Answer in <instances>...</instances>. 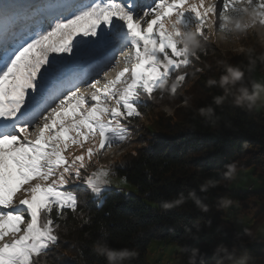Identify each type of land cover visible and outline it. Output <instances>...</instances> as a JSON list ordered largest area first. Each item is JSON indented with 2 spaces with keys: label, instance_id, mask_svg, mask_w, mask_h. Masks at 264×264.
Returning a JSON list of instances; mask_svg holds the SVG:
<instances>
[{
  "label": "snow or ice",
  "instance_id": "obj_1",
  "mask_svg": "<svg viewBox=\"0 0 264 264\" xmlns=\"http://www.w3.org/2000/svg\"><path fill=\"white\" fill-rule=\"evenodd\" d=\"M244 2L264 24V0H0V264H44L81 195L107 191L94 162L129 145L142 100L187 81L184 13L203 39Z\"/></svg>",
  "mask_w": 264,
  "mask_h": 264
},
{
  "label": "trees",
  "instance_id": "obj_2",
  "mask_svg": "<svg viewBox=\"0 0 264 264\" xmlns=\"http://www.w3.org/2000/svg\"><path fill=\"white\" fill-rule=\"evenodd\" d=\"M224 56L212 43H206L204 52L193 58L188 67L186 83L175 94L170 88L162 95L157 93L158 103L167 102L165 106H169L168 103L174 101V115L169 117L163 112L157 113L154 122L144 133L140 132L141 136L144 135L138 144L143 146L110 165L115 176L135 187L138 195L115 191L104 192L100 199L91 193L81 195L78 213L74 216L69 210L67 217L59 221L62 229L60 251L53 248L49 256L43 258L44 264H105L103 258L91 251V244L97 239H103L112 248H135L139 257L133 264H147V247L153 241L169 242L184 248V253L178 252L183 261L187 260L189 250L199 247L205 254L204 264H216L211 251L216 244L222 242L230 248L234 245L239 248V241H243L244 247L239 251H247L258 261L264 260V237H256L264 224V189L258 192H253L252 188L246 192L229 190L228 187L212 189L205 202L213 205V210L206 216L198 213L191 201L166 213L157 207L161 201L175 197L182 190L186 193L188 189H196L197 195L204 196L198 190L202 180L210 176L220 179L218 171L233 160L240 162L241 171L250 169L253 174L264 177V115L213 105L215 125L195 116L196 109L211 105L212 96L222 93L219 88L208 89L205 86L204 81L212 75L211 72L201 75L193 66L203 67L202 62L214 66L215 61ZM247 62L246 58L235 63L228 61L242 66ZM261 73L264 76V72ZM193 74L199 79L195 80L188 93L195 92L197 100L191 109H185L181 105L184 99H178L179 91L193 79ZM246 78L252 80L251 73L246 74ZM140 103L145 105L144 115L152 112V101L142 100ZM229 124L231 127H226ZM137 128V121L130 125L134 133L132 137L138 133ZM243 144L249 147L244 150ZM80 188L75 189L79 191ZM224 195L238 203H250V210H255L252 225L242 233H237L233 224L225 219L224 210L215 209V201ZM144 201L155 206L151 207ZM198 220L201 228L198 238L189 239L185 228L195 232ZM208 221L210 226L205 227ZM104 232L107 236H103ZM63 250L71 251L75 259L63 256Z\"/></svg>",
  "mask_w": 264,
  "mask_h": 264
},
{
  "label": "clouds",
  "instance_id": "obj_3",
  "mask_svg": "<svg viewBox=\"0 0 264 264\" xmlns=\"http://www.w3.org/2000/svg\"><path fill=\"white\" fill-rule=\"evenodd\" d=\"M257 11L255 8L249 7L247 2L237 5L234 12L222 13L218 21L216 18H209L207 24V34L201 39L197 35L196 26L188 31H182L179 37H176V42L183 48L188 50V55L197 58L199 53L204 52L206 43H215L223 52L226 48L231 49L235 54H243L247 59V65H232L227 59H219L215 61L213 66L210 63L202 62L203 67H195V71L204 75L211 72L204 81L208 89L219 88L220 95H213L211 105L201 107L195 110V116L210 120L215 125V110L217 108H238L241 111L249 114L260 113L264 115V79L249 80L246 74L254 73L259 67L261 72H264V24L258 22ZM169 26L175 21H169ZM218 24L217 28L213 25ZM251 40L252 43H248ZM256 45V46H254ZM259 54L257 55V52ZM216 73H219L217 76ZM198 76L193 74V79L188 82L186 87H191ZM176 87L175 83L161 85V91L166 92L169 88ZM183 95V92H181ZM184 105L187 108H192V97L185 96ZM231 127V125H226ZM242 149L246 150L249 146L243 144ZM99 161L94 162L93 168H98L102 165L103 157ZM92 171V169H89ZM199 171V170H198ZM241 172L240 162L233 160L223 165V168L218 171L220 179L214 177H206L198 186L200 193L204 196L197 195L196 189H188L187 192L179 191L175 197L161 201L157 207L161 212H169L174 209H180L188 201H191L195 210L202 216L210 214L213 210V205L206 203L207 193L212 189L219 187H228L235 181ZM114 181L110 176L106 183L112 184ZM238 202L231 197L224 195L220 196L215 201V209L217 211L227 210L237 206ZM85 223L88 221L85 220ZM210 221L205 223V227L210 226ZM201 231L200 221L195 225V232L190 228H185V235L189 239L198 238V233ZM251 235V233H249ZM107 236V232L103 233ZM244 247V242L239 241V248ZM239 248L234 245L231 248L224 243L216 244L212 249V256L216 264H264V260L258 261L247 251H239ZM57 250L60 251L59 246ZM92 253L103 258L105 264H133L139 257V252L135 248H112L103 239H97L91 244ZM182 254L186 250L178 248ZM62 255L75 259L71 251L63 250ZM205 254L201 252L199 247H193L188 251L187 260H177L173 264H204Z\"/></svg>",
  "mask_w": 264,
  "mask_h": 264
},
{
  "label": "rangeland",
  "instance_id": "obj_4",
  "mask_svg": "<svg viewBox=\"0 0 264 264\" xmlns=\"http://www.w3.org/2000/svg\"><path fill=\"white\" fill-rule=\"evenodd\" d=\"M192 2L196 3L198 0H192ZM215 3L218 7H222L223 0H215ZM257 3H259V0H257ZM218 21V17H217ZM198 21L195 19L194 14L191 12H185L182 18V23L180 25V28L182 31H188L189 29H192L196 26ZM218 30V25H217ZM207 32V29H205ZM248 43H252L251 40L248 41ZM213 46L216 47L221 53V55H225L223 59H227L228 61L231 60L235 63L236 60H242L245 56L243 54H235L232 52L231 49H225L223 52L221 51L220 47H217L215 43H212ZM256 46V45H254ZM259 53V51L257 52ZM194 67V66H193ZM193 69V68H191ZM252 80H261L264 79L263 74L257 70L254 73H251ZM179 88V87H178ZM190 87H184L179 91V97L178 99H185L186 93H188ZM191 91V90H190ZM181 92H183V95H181ZM188 96L192 97V105L197 100V95L195 92L191 91L188 93ZM177 99V101H179ZM184 101V100H183ZM154 105H152V112L144 115L143 119H137V125H138V133L135 134L134 137L131 138V141L127 147H123V151H120L119 149H112L107 157H103L101 162L107 163L108 165H111L112 163H115L119 161L123 156L126 154L140 148L143 146V144H138V141L143 139V135L141 136V133H144V131L147 129L149 125H151L154 122L155 116L159 112H163L166 114V116L172 117L174 115V110H176V106L174 105V101L168 103L169 106H165V102L158 103L156 101H152ZM183 108H187L184 105V102L181 104ZM191 109V108H190ZM141 132V133H140ZM113 183L109 184L107 186V191H115V192H121L127 195H138V191L135 187L131 186L127 182H123L121 178L112 175ZM74 188L83 187L81 185H73ZM252 188L253 192H258L264 189V177L261 175H255L253 174L252 170H244L241 171L238 175L237 179L231 183L230 186H228L229 190H241V191H248V188ZM106 192V191H105ZM94 197V196H93ZM96 198V197H94ZM100 199V198H98ZM147 205L154 207V204H150L146 201H144ZM245 207V208H244ZM225 211V219L230 221L234 228L236 229L237 233H242L245 229L249 228L253 221L252 216L255 213V210H250V203H238L237 206L231 207ZM256 237L263 238L264 237V224L259 228V230L256 233ZM9 239V238H6ZM177 245L173 243H165V242H158L153 241L151 242L147 247V253H146V263L147 264H173L174 261L182 260L178 255H175Z\"/></svg>",
  "mask_w": 264,
  "mask_h": 264
},
{
  "label": "crops",
  "instance_id": "obj_5",
  "mask_svg": "<svg viewBox=\"0 0 264 264\" xmlns=\"http://www.w3.org/2000/svg\"><path fill=\"white\" fill-rule=\"evenodd\" d=\"M250 189H251V187H250ZM178 247H176V251H175V255H178Z\"/></svg>",
  "mask_w": 264,
  "mask_h": 264
}]
</instances>
